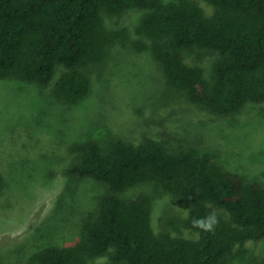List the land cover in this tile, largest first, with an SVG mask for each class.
<instances>
[{
	"label": "trees",
	"instance_id": "16d2710c",
	"mask_svg": "<svg viewBox=\"0 0 264 264\" xmlns=\"http://www.w3.org/2000/svg\"><path fill=\"white\" fill-rule=\"evenodd\" d=\"M0 0V79L47 86L66 104L90 92V71L110 47L128 42L147 49L175 94L210 115L227 117L264 102V0ZM144 10L130 40L126 27L109 29L106 17ZM210 56L204 63H189ZM76 155L64 173L92 178L107 191L69 245L49 244L26 264H237L257 263L246 247L264 238V180L224 168L208 145L143 135L73 142ZM4 178L0 170V194ZM147 184L151 191L125 196ZM187 205L186 215L164 213L152 221L156 197ZM217 210L213 232L193 227V217ZM196 237L179 235L182 230ZM177 232V234L171 233ZM256 261V262H255Z\"/></svg>",
	"mask_w": 264,
	"mask_h": 264
},
{
	"label": "rangeland",
	"instance_id": "374dc122",
	"mask_svg": "<svg viewBox=\"0 0 264 264\" xmlns=\"http://www.w3.org/2000/svg\"><path fill=\"white\" fill-rule=\"evenodd\" d=\"M192 1L206 13L212 11L205 0ZM143 11L131 8L119 17H106L105 25L126 27L130 40H136L135 26ZM209 56L187 61L204 63ZM57 77L47 86L0 79V264H26L31 254L49 244L69 245L79 238L83 218L107 191L92 178L64 173L76 158L69 146L88 137L119 135L138 141L150 135L208 145L224 168L264 180V102L247 104L227 117L210 115L170 90L150 52L129 42L112 45L106 61L91 69L90 92L78 103L55 97ZM141 191L150 192L151 186L141 184L124 195ZM164 211L186 215L187 205L167 194L156 197V231L163 227ZM179 235L196 237L185 229ZM245 245L256 264H264V238Z\"/></svg>",
	"mask_w": 264,
	"mask_h": 264
},
{
	"label": "clouds",
	"instance_id": "9594fccd",
	"mask_svg": "<svg viewBox=\"0 0 264 264\" xmlns=\"http://www.w3.org/2000/svg\"><path fill=\"white\" fill-rule=\"evenodd\" d=\"M191 223L193 227L199 228L206 232H213L215 226L219 223L217 210L213 209L206 217H193Z\"/></svg>",
	"mask_w": 264,
	"mask_h": 264
}]
</instances>
